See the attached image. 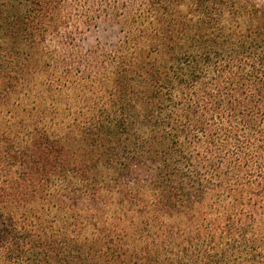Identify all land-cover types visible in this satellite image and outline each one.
<instances>
[{
  "label": "trees",
  "instance_id": "trees-1",
  "mask_svg": "<svg viewBox=\"0 0 264 264\" xmlns=\"http://www.w3.org/2000/svg\"><path fill=\"white\" fill-rule=\"evenodd\" d=\"M99 1L0 0V264H264V4Z\"/></svg>",
  "mask_w": 264,
  "mask_h": 264
},
{
  "label": "rangeland",
  "instance_id": "rangeland-1",
  "mask_svg": "<svg viewBox=\"0 0 264 264\" xmlns=\"http://www.w3.org/2000/svg\"><path fill=\"white\" fill-rule=\"evenodd\" d=\"M83 2V0H81ZM124 1V0H122ZM260 4H264V0H257ZM103 1H99V3H101ZM96 7H99V4H96ZM9 113H5L2 114L0 112V119H5L8 118L9 119ZM100 195H102V197L100 196V198L102 199L103 203L104 201L106 202V206H104L105 208V212L102 215V218L110 221L112 219V214L111 212L115 210L114 207L117 208L118 205V198L123 196L124 194H120L118 190H116V187H108V186H101L100 188ZM124 205V207H126L129 210V217H135L137 218L139 216L138 211L136 210V207L133 206V203L129 201V198H126L125 201L122 203ZM51 217L54 219V222L58 224V220H59V216L60 212H53L55 210H51ZM124 221H127L126 219H124ZM71 224L73 223L72 220L69 219V221L67 222V224ZM138 223V220L136 219L135 224ZM140 226V224H136V227ZM87 232V233H86ZM86 234L90 233V229L86 228L85 231Z\"/></svg>",
  "mask_w": 264,
  "mask_h": 264
}]
</instances>
